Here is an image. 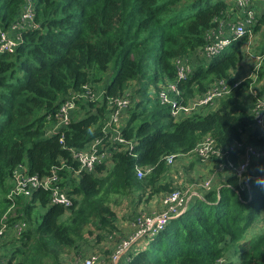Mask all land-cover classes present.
I'll use <instances>...</instances> for the list:
<instances>
[{
  "label": "trees",
  "instance_id": "1",
  "mask_svg": "<svg viewBox=\"0 0 264 264\" xmlns=\"http://www.w3.org/2000/svg\"><path fill=\"white\" fill-rule=\"evenodd\" d=\"M34 1L38 27L20 30L22 41L16 52H0V194L5 192L2 202L7 207L18 204L23 211L21 219L30 222L19 237L22 246L11 255L10 249L5 252L2 264H60L61 254L77 247L72 225L80 220L82 225L90 223L94 215L102 226L111 225L108 235H113L116 214L110 207L100 206L102 188L128 194L148 188L151 194L171 191L169 184L161 183L168 169L165 155L189 152L208 134L222 146L241 141L255 124L243 100V88L249 80L224 98L217 109L181 121H175L170 106L156 96L160 84L176 78L174 59L205 45L206 33L228 16L231 5L226 0ZM25 3L0 0V31L18 19ZM259 13L260 8L257 22L242 36L179 82L185 101L231 75V69L243 58L242 47L249 42L250 31L259 32L264 22V11ZM258 52L263 55L258 72L263 78L264 46ZM112 64L113 75L102 98L84 103L86 111L81 118L47 135L62 100L86 86L97 91L96 84ZM131 81L138 82L145 94L155 86L156 100L150 101L148 108L147 99L141 100L123 127L124 136L134 141V147L115 156V165L106 176L83 172L74 179L78 163L73 161L70 148H83L104 137L108 100L122 94ZM253 131V143L262 144L259 132ZM237 154V150L231 152L230 159L235 162ZM21 165L30 175L40 177L63 166L57 173L60 184L69 186L73 196L70 210L51 205L50 189L43 186L28 197L6 194ZM139 165L153 166V172L140 180L136 173ZM261 165L264 160L253 161L243 178L230 175L225 184L194 200L165 228L146 237V246L131 252L124 264H264V228L247 236L256 222L264 225V190L255 180L264 175L258 171ZM97 170L103 172L104 165ZM38 208L45 212L35 217ZM69 212L71 220L63 222ZM18 217L10 216L8 221ZM1 218L0 212V222ZM18 256L21 258L16 261Z\"/></svg>",
  "mask_w": 264,
  "mask_h": 264
},
{
  "label": "built area",
  "instance_id": "2",
  "mask_svg": "<svg viewBox=\"0 0 264 264\" xmlns=\"http://www.w3.org/2000/svg\"><path fill=\"white\" fill-rule=\"evenodd\" d=\"M230 5L229 14L220 21L218 27L210 29L206 33V44L198 48L195 52L178 56L174 59L176 68V78L174 80L166 79L160 84V89L156 96L159 102L167 104L171 108V113L175 121H181L194 115H205L210 111L217 109L220 102L229 96L232 92L238 90L245 80L252 79L248 89L243 92V100L247 103L252 100L251 114L255 118L254 129L259 132V139L262 144H249L243 152L242 159L235 163L230 159L229 154L241 148L240 142H231L225 146L220 145L210 134L201 139L197 145L188 153L196 155L201 160L215 159L220 162L224 169H228L230 175H236L243 178L250 167V164L256 160H264V95L263 92L254 84L259 78V70L262 66V56L258 52L254 59V66L249 75L243 78H237L233 74L228 78L216 80L209 85L204 93L196 94L188 100L182 97V90L179 82L188 78L195 70L207 64L211 59L219 54L226 46L230 45L234 38L242 36L246 28L257 22L258 9L264 11V0H226ZM256 6L258 8H256ZM261 6V7H260ZM36 10L35 1L26 0L19 17L6 29L0 31V52H16L22 41L20 30L24 28L38 27L35 21ZM226 23L229 35L221 31V26ZM220 29L217 34V30ZM223 32V33H222ZM252 36V34H250ZM250 43V42H248ZM246 53H251V49H246ZM133 88H125L124 92L108 100V114L106 123L103 127L104 137H98L91 140L83 148H70L73 161L78 163V168L74 170L72 177L78 180L83 172L94 174L96 176H106L107 172L113 169L115 165V156L118 153L132 149L134 141L126 138L122 132L125 125V119L132 110L134 103ZM104 90H93L91 86L84 87V91H71L60 103L59 109L50 125V135L58 130L65 129L72 121L82 117L83 109L78 107V101L83 102L96 101L102 98ZM247 97V100H245ZM218 104L217 106H215ZM185 153H171L164 156L167 168L172 167L177 158ZM63 166L65 161L62 160ZM104 165V171L98 173V166ZM56 167L51 175L40 177L30 175L25 166L21 165L14 174L15 185L10 192V197L20 195L31 196L35 189L45 187L50 189V204L63 206L70 210L73 206V196L69 193V186L60 184L62 181L58 176ZM153 166H137V177L142 179L153 172ZM214 179L210 177L203 182L206 191L212 190ZM202 197V196H201ZM163 209L153 213H140L133 218L136 230L127 239L123 240L117 249L109 257L110 264H124L131 253V248L141 238L154 236L157 232L165 228L166 224L174 217L187 210L189 202L186 194L174 188L164 194L162 197ZM70 212L67 214L69 215ZM66 215V216H67ZM28 224L24 219H18L14 222L8 221V216L1 218L0 222V264H2V247L7 244L16 233L17 238L27 229ZM9 236L7 242L6 238ZM84 264H96L95 258L89 257Z\"/></svg>",
  "mask_w": 264,
  "mask_h": 264
},
{
  "label": "rangeland",
  "instance_id": "3",
  "mask_svg": "<svg viewBox=\"0 0 264 264\" xmlns=\"http://www.w3.org/2000/svg\"><path fill=\"white\" fill-rule=\"evenodd\" d=\"M229 1H231V0H229ZM256 8H258V7L256 6ZM261 12L262 11L260 10V13ZM250 34H252V36L249 40L250 43H246L242 47V53L243 54H244V51H243L244 48H245V51L247 48L251 49L252 53L254 51L258 50L259 48H263V46H264V22L260 25L259 32L254 33L253 31H250ZM243 54H242V57H243ZM240 67L242 68V66H240ZM252 67H251V69H252ZM113 68H114V65L112 64V66L109 70L110 72L108 71L109 73L107 72V74L104 75L105 77L103 78V80L99 81L98 84H96L97 90L98 89H101V90L105 89L106 84L110 80V77H112V75H113ZM248 80H245V81H248ZM130 87L133 88L132 90L134 92V103L132 106V110L128 114V118L130 116V113L137 109V105L139 102H141V100L147 99V101H148V103L146 105L147 108L150 105V101L152 103L156 101L155 100V93H154L155 86L150 87L147 90V94H145L144 91H141V88H139V84L136 81L129 82L126 86V89L130 88ZM149 98H151V99H149ZM245 100H247V97H245ZM84 103L85 102H83V100H79L78 101V107L83 109L85 112L86 109H84V107H83ZM217 105L218 104H216L215 106H217ZM138 110H142V107L138 108ZM190 166H191L190 164L189 165H182L183 169H181L184 173V176H186V174H187L186 182L189 185L191 184V180H193V183L196 182L197 186L200 185L204 181V179L211 173V170L208 169V172L205 175L200 174V175H198V178H195L194 169L191 168ZM176 169L177 168H172V167L169 168L168 167L167 170H169V172H165V175H164L166 180H167L166 175H168V176L170 175L171 179L173 180V176H176V174H175ZM140 180H142V179H140ZM180 182H181L180 179L178 177H175V183H173L174 185L172 186L173 189L178 188V189L182 190L186 194V196H188V193H190V192H187V188L189 187V185H186L184 188V186H182V185H185V183L181 182V185H180ZM222 183H225V180L222 181ZM167 184H168V181H167ZM14 185H15V180H13V181L11 180L10 183H8V185L6 187V189H8L6 194L10 195V192L13 190ZM138 190L141 191L140 193H142V197H141V199H138V203L135 206L136 210H133L134 209L133 204L131 203V200L127 196V195H129L128 193L117 192V191H114L113 189L107 190L106 188H102V191L99 195V200H100L99 203L102 204L100 206L110 207L112 209V211H114L116 214L115 224H116V228H117L116 231H118L116 238L115 239L113 238V240L106 243L107 239H105V236L108 235L109 231L112 229L111 225L102 226V224H100V222H99V218H97L95 215L92 217L90 223L82 225L83 221L80 220V223L78 225H75V224L72 225L74 227V237L77 240V249L64 251L61 254L60 259H59L60 264H75L78 261V259H81L82 256L88 255V253L90 251H91L90 254L94 253V255L95 254L98 255V253H99L100 255L103 256L104 261L101 264H110L109 257L112 253V250H113L112 247L114 248L117 244L119 245L123 240L128 238V237H126L125 232H123V228L121 229L119 227V225L117 227V222H119L120 224L123 223L126 226L127 221H130L131 217H132V219L135 217L134 213L140 211L141 206H146V204L151 199V198H149L150 192H148V191L144 192V190H140V189H138ZM4 194H5V192L0 194V212L2 213V218H3V216L7 215L8 219L10 218V216H12V217L20 216V217L16 218V220L21 219L23 211L20 212L19 205L15 203L14 205L7 207V204H4L2 202ZM39 212L42 214L45 212V209L44 208H38L37 213L35 214V217H38L40 215ZM98 212L101 213V210H98ZM70 217L72 218V216H70ZM70 217L68 215L65 216L62 219L63 222L69 223V221L71 220ZM105 217L107 218V215H105ZM35 220H36V218H35ZM27 223H28V227H29L30 222L27 221ZM31 223L33 225V221H31ZM260 223H261V221H258L255 223V226H256L255 231H254L255 226H253L247 232L248 237L254 236L255 234H257L259 232H263L264 225L260 224ZM98 236H101V237L99 238ZM121 237H123V238H121ZM20 241L21 240L19 238H17L16 233L14 234V236L11 239L8 240L7 245H6V250L10 248V252H9L10 255L12 254V252L14 250H16V248L18 246H22V243ZM102 243H104V244L100 248H97V246L99 244H102ZM78 250L81 251V256L78 254ZM230 254H232V252L226 253V255H230ZM79 256H80V258H79ZM20 258H21L20 256L16 257V261H19ZM4 263H5V260H4ZM46 264H50V263H46Z\"/></svg>",
  "mask_w": 264,
  "mask_h": 264
},
{
  "label": "crops",
  "instance_id": "4",
  "mask_svg": "<svg viewBox=\"0 0 264 264\" xmlns=\"http://www.w3.org/2000/svg\"><path fill=\"white\" fill-rule=\"evenodd\" d=\"M220 29H221V31L224 32L225 35H229V31H228V27H227L226 23H224ZM220 29L217 30V34L219 33ZM243 51H244V56H243L242 60L239 62V64L237 65L236 68H233L230 71V74L231 75L233 74L237 78H243L244 76L249 75V73L251 72L250 69L252 66H254L253 64L255 63L254 62L255 56L258 53V50L254 51L252 54L246 53L245 48L243 49ZM240 66H242V68ZM251 80L252 79H249V84L247 86H244L243 92L246 89H248L249 85L252 82ZM255 86H257L263 92V95H264V77L258 79ZM246 104L248 107V112H250L252 109V105H253L252 100H249ZM84 114H85V112H84V110H82L81 115L83 116ZM127 120H128V115L125 119V123L127 122ZM253 129H254V127L248 128L246 130V132L244 133L242 140L239 141L241 143L240 144L241 148L238 150V154L236 155V159H235L236 163H238L242 159L244 149L249 144L253 143V141L251 140V136L254 133ZM189 164L191 165L190 167L194 169L195 178H198V175H200V174L205 175L208 172V169L211 170V173L204 179V181H206L210 177H212L214 179L212 189L218 188L221 185L225 184L227 182V179L230 176L229 170L224 169L220 165V162H218L217 160L211 159V160H205L204 161V160H201L200 158H198L196 155L186 152L182 156L178 157L176 162L173 165L174 167L172 166V168H177L175 170L176 176H173V180L171 179L170 175L169 176L166 175L167 176V180H166V178L164 177V175H165V173H164L162 180H161V183L167 184V181H168V184H170V187H172L174 185L173 183H175V177H178L181 182L185 183V185H182L185 188L186 185H189L186 182L187 174H186V176H184V173L181 169H183L182 165H189ZM166 172H169V170H167ZM224 180H225V183H222V181H224ZM181 182H180V185H181ZM203 182L197 186L196 182L193 183V180H191V184L187 188V192H190V193H188V196H187L189 204L192 203L197 198L204 196V194L207 192L203 186ZM140 190H144V189H140ZM146 191L150 192L149 198H151V199L146 204V206H141L140 211L134 213L135 216L140 214V213H145V214L150 213L151 214L153 212H158L159 210H161L163 208L162 197L164 196V194H166L170 190L164 189V190H161V191H159L157 193H153V194H151V188H148ZM146 191H144V192H146ZM140 192L141 191H139L138 189H135L132 193L127 195L129 197V199L131 200V203L133 204V208H134L133 210H136L135 206L138 203V199H141V197H142V193H140ZM118 225L121 229L123 228V232H125L126 237H129L136 230V227L133 223L132 217H131L130 221H127L126 226L123 223L120 224L119 222H117V227H118ZM254 228H255L254 229V231H255L256 226ZM117 234H118V231L114 232L113 235H106L105 236V239H107L106 243L113 240V238L115 239ZM121 238H123V237H121ZM8 239H9V236L6 238L5 242H7ZM146 243H147V241L145 240V238H141L140 240H138L136 243L133 244V246L131 248V252L137 251L139 248H144L146 246L145 245ZM103 244L104 243L99 244L97 246V248H100ZM6 245L7 244L4 243V245L2 247L3 253H4V251L7 252L10 249L9 248L6 250ZM117 246H118V244L114 248L112 247V249H113L112 252L117 248ZM76 249H77V247H75L74 249H71V250H76ZM90 252L88 253V255L82 256L81 259H78V261L76 260L77 262L75 264H84L85 260L89 257H94L96 264H101L104 261L103 256L100 255L98 252H97L98 255L97 254L94 255V253L90 254ZM78 254L81 256V251L78 250ZM80 256H79V258H80ZM235 257H236V255L233 254V258H235Z\"/></svg>",
  "mask_w": 264,
  "mask_h": 264
},
{
  "label": "clouds",
  "instance_id": "5",
  "mask_svg": "<svg viewBox=\"0 0 264 264\" xmlns=\"http://www.w3.org/2000/svg\"><path fill=\"white\" fill-rule=\"evenodd\" d=\"M258 171H264V165L258 166ZM255 180L258 182L257 186L264 190V183H259L260 181H264V175H258Z\"/></svg>",
  "mask_w": 264,
  "mask_h": 264
}]
</instances>
